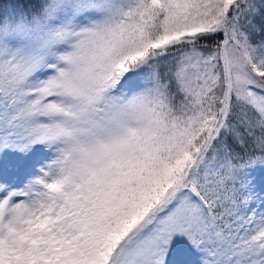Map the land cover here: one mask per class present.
<instances>
[{
    "label": "snow or ice",
    "instance_id": "1",
    "mask_svg": "<svg viewBox=\"0 0 264 264\" xmlns=\"http://www.w3.org/2000/svg\"><path fill=\"white\" fill-rule=\"evenodd\" d=\"M0 264H264V0H0Z\"/></svg>",
    "mask_w": 264,
    "mask_h": 264
}]
</instances>
